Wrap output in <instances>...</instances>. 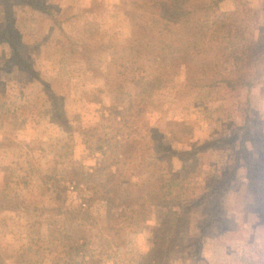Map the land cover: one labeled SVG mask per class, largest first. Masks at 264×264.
I'll return each instance as SVG.
<instances>
[{
	"label": "rangeland",
	"instance_id": "rangeland-1",
	"mask_svg": "<svg viewBox=\"0 0 264 264\" xmlns=\"http://www.w3.org/2000/svg\"><path fill=\"white\" fill-rule=\"evenodd\" d=\"M36 1L48 10L0 0V264H138L156 243L169 264H264V0ZM179 7L228 15L234 42L219 55L203 40L188 64L186 28L166 16ZM250 54L262 71L250 86H185L187 73H231ZM150 128L191 153L154 157ZM115 138L131 152L117 174L103 153ZM105 190L146 205L118 237L101 230ZM79 208L95 227L68 226Z\"/></svg>",
	"mask_w": 264,
	"mask_h": 264
},
{
	"label": "trees",
	"instance_id": "trees-1",
	"mask_svg": "<svg viewBox=\"0 0 264 264\" xmlns=\"http://www.w3.org/2000/svg\"><path fill=\"white\" fill-rule=\"evenodd\" d=\"M30 2L32 5H34L36 8L47 11V7L44 6L42 3L37 2L36 0H26ZM3 2V1H2ZM216 0H211L210 3H208V8L211 6V4H215ZM6 9H8L7 5L3 2L2 4ZM198 10H206V7L203 5H199ZM9 11V10H8ZM195 9L194 8H188V7H179L177 9H172L170 12L166 14L167 18L173 23L178 24L181 26H185L186 28V36L187 42L186 46L179 49L180 51V57L189 64L191 63L195 57L198 58L197 55H200L203 51L202 42L204 40H207L206 42L215 40V43L217 45L216 54H219L223 52L224 48H227L228 44H232L233 41V31L230 25H228L227 17L228 15L222 14V15H216L212 19L208 15V13H204L203 17H200L201 19H192V15L194 14ZM237 32V30L235 31ZM226 43L225 46L221 47L220 43ZM193 50V53L191 52ZM88 51V57L85 55V59L87 62H90L91 59H89V49H86ZM13 56L12 60L15 65H17L20 68H23L27 71L31 72L30 65H25L24 61L21 59L20 55L18 54L17 47L13 45ZM223 56V55H222ZM260 55H240L238 60H236L235 63V70L231 71V73L226 74H209V73H202V76H198L196 73H187L186 76V82L185 86L190 87H206L212 84H216L219 81H223L229 86L233 85H240V86H250L256 79L260 77L262 74V71L260 70ZM134 78V77H133ZM114 94L119 102H123L124 100V93L122 91L121 86H118L114 89ZM130 107V105L128 106ZM58 107H55L56 110ZM114 108H117V105L114 106ZM123 118V117H122ZM112 119V118H110ZM116 117L112 120H115ZM120 121H118L119 123ZM151 138L155 141V152L154 157H161L160 154L162 152H166L163 157H172L176 156L180 158L181 160L185 159L186 155L191 153V150H184V151H176L173 150L170 146L165 145L162 143V140L156 137L155 135V129H148ZM107 150H103V153H106V157L108 158L107 153L110 151L114 155V160L109 161V165L115 166V173H120L119 168V162L122 161L121 159L124 158V160H127L130 158V149H128L125 146V141H117L115 138V141L110 143H107L106 145ZM260 157L264 161V148H260ZM5 198L0 197V207L1 208H7L3 207L5 206ZM104 200H105V208H106V214H105V225L101 228V230L109 235L110 237H118L120 236V232L122 230L123 225V218L127 217L126 212H130V216H134L137 213H144L146 212V205L143 201H140L139 195L131 193L124 202H117L116 197L113 195H110V192L108 190L104 191ZM117 202V203H116ZM121 207L120 211L117 213L113 212L114 207ZM11 207V206H9ZM65 218L68 220V226L73 227L78 226L77 221L78 220H86V222H90L91 226H96L97 222L93 220V218L90 216L89 212L85 209H69L65 211ZM259 216L261 223H264V211L262 209L259 210ZM119 222V223H118ZM116 224V225H115ZM67 229L62 228L60 231L64 232L66 234ZM158 243H156V246L151 248L143 257L141 258L140 262L138 264H169L170 258L168 253L166 251L164 253H160L159 247L157 246ZM84 245H75V255L80 254L82 249L84 248ZM82 259L85 257L83 254H81ZM94 261H91L90 264H94Z\"/></svg>",
	"mask_w": 264,
	"mask_h": 264
}]
</instances>
